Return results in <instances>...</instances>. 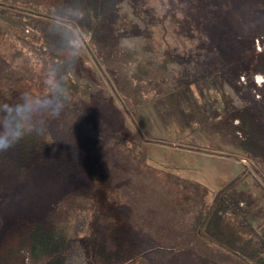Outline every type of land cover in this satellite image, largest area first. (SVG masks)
Instances as JSON below:
<instances>
[{"label": "rangeland", "instance_id": "374dc122", "mask_svg": "<svg viewBox=\"0 0 264 264\" xmlns=\"http://www.w3.org/2000/svg\"><path fill=\"white\" fill-rule=\"evenodd\" d=\"M111 3L105 2L99 11L97 27L101 33L92 37L75 19L68 18L65 0H0V11H5L0 15V56L24 66L28 71L24 88L29 87L36 98L50 97L52 66L67 71L80 84L74 103L62 104L59 115L54 116L47 110L51 107L45 106L44 124L51 140L70 154H85L83 159L92 161L97 151L106 155L116 149L120 139L124 145L135 143L138 151L144 150L150 157L148 164L157 172H173L204 185L210 202L220 189L236 181V198L226 218L237 231L253 238L251 248L258 253L247 257L246 263L263 264L258 259L264 260V75L248 54L253 48L258 53L264 49V0H114L110 7ZM40 21L68 28L74 41L55 50L31 40L32 34L39 37ZM29 23L37 25L30 29ZM230 27L243 44L239 51L227 34ZM23 34L26 37L20 38ZM147 37L159 47L146 48ZM222 49L232 51L234 59L224 58ZM51 52L58 56L54 64ZM164 60L165 68H159ZM87 67L95 69V78L87 76ZM30 75L33 81L28 80ZM242 119L253 125L255 134L239 131ZM239 140L254 147L258 142L260 149L242 152L236 149ZM2 153L0 199L9 204L8 212H0L3 253L15 247L25 230V219L37 207L35 200L44 193L42 186L23 200L25 189L20 180L26 186L33 185L29 179L33 174L27 169L30 162L18 170L17 163L6 156L8 150ZM154 185L155 192L169 196L168 188L157 182ZM109 192L88 191L82 200L95 211L104 204L115 206L104 197ZM144 201L151 207L154 198L146 196ZM115 208L122 214L125 210ZM130 211L128 208L127 213ZM79 215L71 230L66 264H97L94 258H85L88 241L80 237L84 213ZM141 218L137 222L143 224ZM144 219L148 234L142 239L137 234L138 239L147 240L150 247L162 245L157 252L145 255L147 264H245L242 259L218 254L217 245L205 241L197 248L189 244L180 251V242L161 234L156 220ZM100 234H105L102 240L108 246L111 235L105 230ZM18 258L10 264H31L24 252Z\"/></svg>", "mask_w": 264, "mask_h": 264}, {"label": "trees", "instance_id": "16d2710c", "mask_svg": "<svg viewBox=\"0 0 264 264\" xmlns=\"http://www.w3.org/2000/svg\"><path fill=\"white\" fill-rule=\"evenodd\" d=\"M105 2H112L111 7L114 0H65L66 13L70 20L75 19L76 23L85 27L92 37L97 36L101 33L97 27L98 15ZM4 13L5 11H0V15ZM0 21L2 22L1 19ZM32 25L36 26L37 23H29L30 29L34 28ZM39 25L42 26L40 32L37 30L39 37L32 34L30 38L41 42L44 47L56 50L69 46L74 41V36L68 28H60L44 21H40ZM227 34L235 40L239 51L243 44L236 31L230 27ZM24 36L26 37L23 34L20 38ZM147 38L149 45L147 46V42L146 48L154 49L159 45L151 37ZM222 50L224 58L234 59L230 56L232 51ZM235 54L233 53L234 56ZM50 55L51 63L54 64L53 59L58 56L53 52ZM248 57L250 61L256 62L259 71L264 75V49L258 53L253 48L249 51ZM165 62L164 60L158 67L165 68ZM23 68L24 66L16 65L13 60L0 56V116L4 114L6 107L14 106L26 98H36L33 92H29V87L24 88L26 85L24 82L27 83L24 77L28 76V71ZM49 71L54 73L51 89L49 88L52 90L50 97H54L55 93L62 104L70 106L74 103V95L78 93L80 84H76L65 70L59 71L52 66V70ZM94 71L95 69L91 67L85 69L88 77H92L93 74L95 78ZM31 79L33 81V77L28 80ZM86 86L88 87L87 83ZM45 109L43 106L33 112L30 123L25 124L24 135L7 149L6 156L17 163L20 167L18 170H21L22 165L28 161L30 163L27 164V169L35 176L29 178L32 186H26L25 182L20 180V184L24 186L22 188L25 189L23 200L42 186L44 194L40 200H35L37 209L32 205L34 211L25 219V230L19 234L15 247L5 249L3 253L0 250V264L16 261L21 252L26 254L31 264H66L74 219L78 218L80 213H84L85 221L80 237H85L89 248L86 253L84 251L85 258L87 261L94 258L97 264L109 262L147 264L145 255L157 252L162 249V245L158 246L160 243H157L155 247H150L147 240L144 242L141 240L146 237L149 229L144 218L156 220L158 225L156 229H160L161 234L172 236L174 242H180V251L188 249L189 244L197 248L200 242L205 241L217 245L218 254L223 253L225 257L242 259L245 264L247 257L257 256L258 250L251 248L253 238L246 237L248 234H243L245 232L237 231L233 222L226 218V211L232 206L231 201L236 198L233 193L236 190L234 185L236 181L232 180L220 189L210 202V192L204 185L173 172L164 174L158 170V173L155 167L148 164L150 157L144 154V150L138 151L135 143L129 144L131 147L124 145L122 139L116 142V149L106 152L108 156L99 150L96 153L97 157L92 161L84 160L85 154L83 156L70 154L68 150L53 143L50 131L44 124ZM47 110L52 111L50 108ZM242 123L243 125L239 127L240 132L244 135L255 134L253 125L247 119H242ZM257 134L259 136L261 133ZM235 145L236 149L242 152L246 148L260 149L258 142L256 147L251 142L246 143L243 140L236 141ZM82 150L85 153L87 151L84 148ZM13 152L15 154L12 156ZM1 154L3 155L2 152ZM80 156L82 160L79 159ZM99 156L102 158L98 159ZM16 175H19V171ZM88 182L90 184L87 187ZM155 182L162 188H168L170 194L167 198L151 188ZM30 187L34 188L33 192L29 190ZM97 190L110 191L104 194V197L115 206L124 208L123 214L118 208L108 204H104L101 210L90 209L82 198H87L84 197L86 192ZM146 196L154 198L151 207H147L144 201ZM158 200L162 201L161 206L157 205ZM28 202L23 207V214L28 209ZM238 203L240 202L237 201L236 204ZM7 205L9 204L0 199L1 214L9 211ZM128 208L131 211L127 213ZM143 216L144 218H141ZM138 218L144 223L137 222ZM104 230L107 235H111L108 246L102 240L105 234L98 236ZM137 234H141L140 240ZM175 248H179L176 243ZM258 260L264 264V260L260 258Z\"/></svg>", "mask_w": 264, "mask_h": 264}, {"label": "clouds", "instance_id": "9594fccd", "mask_svg": "<svg viewBox=\"0 0 264 264\" xmlns=\"http://www.w3.org/2000/svg\"><path fill=\"white\" fill-rule=\"evenodd\" d=\"M55 98V103L53 99ZM43 106H49L54 116L59 115L63 107L60 99L55 96L49 98L24 99L14 106L4 109L0 116V152L11 148L24 135L25 124L30 123L33 112Z\"/></svg>", "mask_w": 264, "mask_h": 264}]
</instances>
